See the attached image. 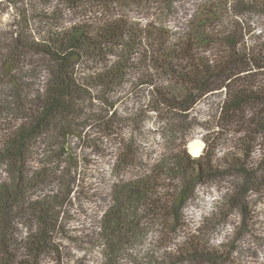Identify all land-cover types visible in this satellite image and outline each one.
<instances>
[{"label": "trees", "instance_id": "trees-1", "mask_svg": "<svg viewBox=\"0 0 264 264\" xmlns=\"http://www.w3.org/2000/svg\"><path fill=\"white\" fill-rule=\"evenodd\" d=\"M57 1L85 18L52 26L33 41L23 30L8 40L0 36V264H41L43 257L67 262L58 242L64 233L58 209L83 194L77 151L81 146L93 153L98 141L120 144L112 170L122 172L108 185L97 246L115 259L147 224L160 228L162 251L156 259L147 253L142 264H228L206 244L168 247L186 227L183 212L202 187L228 185L225 203L241 211L243 231L247 193L264 191V150L253 156L260 139L264 147V41L245 43L238 21L264 13V0H208L185 32L118 17L121 7L142 0ZM181 1L150 0L145 7L169 13ZM57 12L45 9L40 19L48 22ZM41 73L45 82L34 88L30 79ZM218 91L223 97L214 119L225 125L218 133L216 125L198 123L209 135L200 155L192 156L187 147L194 115ZM122 92L141 93L139 111L154 118L152 131L167 144L159 154L124 136L123 127L136 119L112 112L115 101L109 102ZM85 102L110 105L91 114ZM89 124L98 138L84 133ZM232 125L243 134L235 137Z\"/></svg>", "mask_w": 264, "mask_h": 264}, {"label": "rangeland", "instance_id": "rangeland-1", "mask_svg": "<svg viewBox=\"0 0 264 264\" xmlns=\"http://www.w3.org/2000/svg\"><path fill=\"white\" fill-rule=\"evenodd\" d=\"M10 0H0V36L2 39L8 40L10 36L15 37V32L20 33L23 30L24 39L33 41L40 38V35L46 34L50 27H68L73 23L81 21L85 17L82 14L70 12L63 7H58L57 0H23L11 4ZM150 0H142L137 4L125 5L121 7L118 17H124L130 21L149 22L157 21L176 31L185 32L189 30V21L191 16L198 14V8L205 5L208 0H182L180 3L174 4V9L169 13L163 10L145 7ZM60 5V4H59ZM61 6V5H60ZM57 12L50 21L40 19L43 10ZM61 15V19L58 16ZM98 15L97 17H100ZM191 18V19H190ZM91 21V20H89ZM242 21L244 23L245 43H250L253 39L259 37L264 41V13L247 14ZM225 26V23H221ZM224 28V27H222ZM225 29V28H224ZM5 40V41H6ZM94 65L88 64V70ZM39 80L30 79L34 82L33 87H41L44 81L42 76ZM127 89V88H126ZM139 92V90H138ZM122 92L118 96H111L109 102H114L112 112L122 117H128L133 113L135 122L131 121L124 126L123 133L125 137L128 135L134 137L137 145L144 149L145 152L151 154H159L167 145L163 137H157L152 131L157 124H152L154 118L148 113L140 112L139 108H143L141 101V93ZM138 93V94H137ZM137 94V95H136ZM223 94L215 92L209 95L201 102L197 108V116L191 123V131L194 135L192 141L198 140L204 146L203 138L208 131L198 126V123H205L219 127L225 125L223 121L214 119V115L219 109L222 102ZM114 100H111L113 99ZM136 104L135 108L130 110L131 104ZM86 109L91 114L98 113V109H109L110 103L100 105L99 103H84ZM158 119L156 120L157 123ZM91 130H83L89 137L98 138L95 134V124H89ZM89 127V128H90ZM230 132L235 137L241 136L238 126H228ZM152 131V132H150ZM215 134L212 132L210 134ZM218 133H221L220 127ZM233 136V137H234ZM190 141V143L192 142ZM261 142V139L259 140ZM257 142L254 147L253 156L257 157L261 149L264 147ZM118 142H97V149L80 148L77 151L78 157L83 160L82 172L84 182H82L83 194H76L73 198L69 197L67 202L58 209L61 219V227L64 233L60 234L58 242L65 252L66 261L62 264H142L146 260L147 253L153 255L156 259L157 255L162 251L160 228L150 225H144L141 237H137L131 242L130 248H127L115 259L109 256V253L97 246V232L99 230V215L107 204L106 192L108 185L115 176H119L120 171L112 170V162L115 159V152L119 148ZM260 148V149H259ZM188 149V147H187ZM189 150V149H188ZM201 150V152H202ZM143 151V153H144ZM189 152V151H188ZM152 154V155H153ZM190 154V152H189ZM191 155V154H190ZM193 156V155H192ZM4 169L0 166V178L4 177ZM236 181V178L234 179ZM212 187H202L194 201L185 209L184 216L186 218V227L178 230L174 236L172 245L169 250L182 249L184 245L188 248L189 243H200L202 246H208L209 251L218 252L226 260L228 264H264V191L262 193H254L249 191L246 200L249 201L248 210L249 218L246 221L248 225L246 230H241L242 215L239 209H230L225 203V191L228 185L215 183ZM56 187L53 191H55ZM221 210L228 213L226 217H221ZM21 222V221H18ZM20 225H18L19 227ZM19 229H22L19 227ZM239 231V232H238ZM238 232V233H237ZM193 238L194 242L190 240ZM186 261V260H185ZM41 264H53L52 258L43 257ZM176 264H197L194 261H186ZM210 264V263H209Z\"/></svg>", "mask_w": 264, "mask_h": 264}, {"label": "bare ground", "instance_id": "bare-ground-1", "mask_svg": "<svg viewBox=\"0 0 264 264\" xmlns=\"http://www.w3.org/2000/svg\"><path fill=\"white\" fill-rule=\"evenodd\" d=\"M188 149L191 155L198 156L202 150V143L198 140H193L191 143H188Z\"/></svg>", "mask_w": 264, "mask_h": 264}]
</instances>
